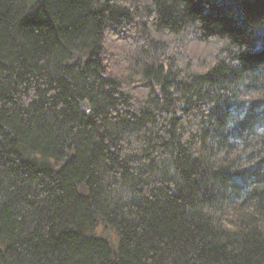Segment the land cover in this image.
I'll return each mask as SVG.
<instances>
[{"label": "trees", "instance_id": "trees-1", "mask_svg": "<svg viewBox=\"0 0 264 264\" xmlns=\"http://www.w3.org/2000/svg\"><path fill=\"white\" fill-rule=\"evenodd\" d=\"M0 264H264V0H0Z\"/></svg>", "mask_w": 264, "mask_h": 264}, {"label": "water", "instance_id": "water-1", "mask_svg": "<svg viewBox=\"0 0 264 264\" xmlns=\"http://www.w3.org/2000/svg\"><path fill=\"white\" fill-rule=\"evenodd\" d=\"M85 105H86V103H85V102H82V103H81V108H84Z\"/></svg>", "mask_w": 264, "mask_h": 264}]
</instances>
